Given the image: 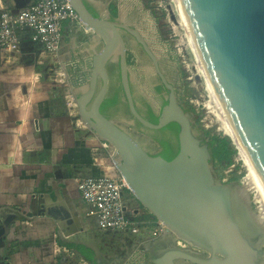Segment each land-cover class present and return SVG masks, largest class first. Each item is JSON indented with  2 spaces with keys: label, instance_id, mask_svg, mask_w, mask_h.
<instances>
[{
  "label": "water",
  "instance_id": "obj_1",
  "mask_svg": "<svg viewBox=\"0 0 264 264\" xmlns=\"http://www.w3.org/2000/svg\"><path fill=\"white\" fill-rule=\"evenodd\" d=\"M177 2L205 78L264 186V0ZM70 4L86 28L103 42L91 57L77 50L79 56L73 54L63 61L80 119L96 137L116 149L114 166L139 204L177 237L203 251H184L172 242L160 249L152 242L144 251L149 262L263 264L264 250L258 247V237L242 229L232 183H221L214 175L210 140L205 134L203 139L194 134L189 112L142 32L125 22L120 11L118 20L111 19L110 11L94 16L87 4L104 11L101 3L70 0ZM124 33L142 47L169 92L156 124L137 109ZM67 50L69 45L62 47L58 58ZM114 62L134 122L149 131L178 125L179 151L171 161L148 153L128 131L102 113L110 91L109 66ZM74 243L79 242L75 239ZM87 247L100 255L93 245Z\"/></svg>",
  "mask_w": 264,
  "mask_h": 264
},
{
  "label": "crops",
  "instance_id": "obj_2",
  "mask_svg": "<svg viewBox=\"0 0 264 264\" xmlns=\"http://www.w3.org/2000/svg\"><path fill=\"white\" fill-rule=\"evenodd\" d=\"M2 2L22 9L31 0ZM96 41L67 39L69 50L59 59L41 56L42 47L26 36L20 54L0 53V264H90L61 244L75 239L93 245L100 264L131 252L118 235L98 230L75 184L79 177L119 176L102 141L79 126V111L72 113L65 97L63 61L79 56L77 50L91 57Z\"/></svg>",
  "mask_w": 264,
  "mask_h": 264
},
{
  "label": "rangeland",
  "instance_id": "obj_3",
  "mask_svg": "<svg viewBox=\"0 0 264 264\" xmlns=\"http://www.w3.org/2000/svg\"><path fill=\"white\" fill-rule=\"evenodd\" d=\"M160 5H162V8H160ZM102 6H104V11H101V14H106L107 11H110L111 14L113 11L117 13L120 11L122 19L138 28L146 37L149 45L160 61L166 78L176 87L179 101L184 104L186 111L190 114L194 134L202 139L205 131H211L212 135L216 134L221 137L228 136L222 127V123L213 114L208 112L206 102L209 100V97L206 80L200 67H198L199 64L190 47L186 31L182 25V20L174 1L107 0ZM96 40L99 42L100 39L96 38ZM125 40L128 48L133 88L136 93H142L150 99H155L154 107L156 113L159 114L161 99L155 97V89L157 85L161 87V82L156 75L151 60L130 35L125 34ZM109 70L112 76L113 87H119L117 62L110 64ZM121 98H123L122 94ZM142 107L140 109L143 113L148 114L147 107ZM190 107H193L195 111L192 112ZM113 115H115V122L128 131L144 149L152 153L159 151L160 146L153 140V137L157 135L138 127V124L134 122L129 113L124 100ZM208 139L210 140V137ZM230 139L237 149L233 139L231 137ZM247 173V162L240 156L238 149L234 155L232 165H228L226 162L214 163L215 177L221 183H237L242 186L243 195L240 194V205L245 209H249L248 214L258 215V208L254 200L257 191L252 187H244L241 185ZM118 175L120 176L119 173ZM124 202L128 208L141 209L144 212H148L140 206L138 200L130 190L124 193ZM237 213L240 214L238 210ZM95 237L98 242H102L101 234L96 230ZM130 254L132 253L130 252ZM130 254L128 256L125 252L119 255L120 260L118 261H121L120 264H151L148 256L143 260L142 258L136 259L134 254L132 256ZM107 261L108 259L105 258L103 264H109Z\"/></svg>",
  "mask_w": 264,
  "mask_h": 264
},
{
  "label": "built area",
  "instance_id": "obj_4",
  "mask_svg": "<svg viewBox=\"0 0 264 264\" xmlns=\"http://www.w3.org/2000/svg\"><path fill=\"white\" fill-rule=\"evenodd\" d=\"M90 1L101 4L107 2ZM26 36L42 47L41 56L47 54L54 58L58 57L67 39L75 37L79 41H91L98 38L92 30L86 28L70 0H31L22 9L5 7L0 0V53L20 54ZM65 97L69 110L76 113L77 102L70 89ZM78 122L80 127L87 128L81 119ZM92 135L95 136L94 133ZM102 143L112 158L116 149L106 141ZM75 184L84 210L88 217L94 219L98 230L118 235L121 243L130 245L136 259L145 260L146 247L157 240L172 242L176 248L184 251L203 253L177 237L149 212L128 208L124 202V193L130 189L121 176L79 177L75 179ZM112 264H120V261H113Z\"/></svg>",
  "mask_w": 264,
  "mask_h": 264
},
{
  "label": "bare ground",
  "instance_id": "obj_5",
  "mask_svg": "<svg viewBox=\"0 0 264 264\" xmlns=\"http://www.w3.org/2000/svg\"><path fill=\"white\" fill-rule=\"evenodd\" d=\"M174 3L176 4L177 10L179 12V15L181 17L182 20V25L186 31V35L188 37V41L190 44V47L196 57V60L199 64L198 67H200L201 72L205 78V75L203 73L202 67L198 61L195 49L193 47V44L191 42L190 36L188 34L183 16L181 14L179 5L177 0H173ZM206 80V78H205ZM206 84H207V89H208V97L209 100L206 102V106L208 109V112H210L211 114H213L221 123H222V127L225 130V132L227 133L228 136H230L235 145L237 146L240 156L246 160L247 165H248V173L246 175V177L242 180L241 185H243L244 187H252L257 191V195L256 198L254 199L256 201V205L258 208V215H250L248 214V208H244L240 205V194L243 195V189L242 186L238 185L237 183H232V190H233V203H234V207L235 210L237 209L238 212L240 214L236 213L240 219L241 222V226L242 229L244 230V232L249 235V236H255L258 237V247H260L263 250V246H264V186L262 185L260 178L258 177L257 173L255 172V170L253 169L249 159L247 158L246 154L244 153L240 143L238 142L235 134L233 133L231 126L229 125L227 119L225 118L224 114L222 113L220 106L215 98V95L212 91V89L210 88L207 80H206ZM249 189V188H248ZM250 208V206H249ZM250 212V211H249ZM255 217V218H254ZM264 264V262H263Z\"/></svg>",
  "mask_w": 264,
  "mask_h": 264
},
{
  "label": "trees",
  "instance_id": "obj_6",
  "mask_svg": "<svg viewBox=\"0 0 264 264\" xmlns=\"http://www.w3.org/2000/svg\"><path fill=\"white\" fill-rule=\"evenodd\" d=\"M89 10L94 14V16L98 17L99 14L97 13L96 9L91 5V4H87ZM117 12L112 13V15L114 17L117 16ZM158 17V16H157ZM159 18V17H158ZM128 61H129V65H130V60L128 57ZM118 76H119V87H113L112 92L110 93L108 99L104 102L103 106H102V113L104 115H106L108 118L109 116V111L112 107L120 105L122 103V98H121V94L124 97V92L120 83V75L118 72ZM162 89L158 88V91L160 92ZM167 104V102L164 103V105ZM192 112L195 111V109L193 107H190ZM139 113L148 121L152 122V123H157L158 122V115H156L149 107H148V114L143 113V111L138 108ZM138 127L143 128L138 122ZM173 134H175L176 136H178L179 133V127L176 124L170 125L168 127ZM205 135L210 137V147H211V151H212V156H213V160L214 162H226L228 165H232L233 164V159H234V155L237 152V149L235 148V146L232 144V140L230 139V137L228 136H218L216 134L212 135L211 131H205ZM156 142L163 148V151L159 154L161 155L164 159L171 161L173 158L176 157V155L178 154L179 151V147H177V151L174 152L173 151V147L165 140L163 139H159L158 137H155ZM63 246L67 247L68 249L71 250H76L78 253H80L82 255V257L90 264H99L98 260H97V256L96 253L93 249L86 247L84 245L81 244H76V243H61Z\"/></svg>",
  "mask_w": 264,
  "mask_h": 264
},
{
  "label": "flooded vegetation",
  "instance_id": "obj_7",
  "mask_svg": "<svg viewBox=\"0 0 264 264\" xmlns=\"http://www.w3.org/2000/svg\"><path fill=\"white\" fill-rule=\"evenodd\" d=\"M94 7V6H93ZM95 9H96V11H97V13L100 15L101 14V11L98 9V8H96V7H94ZM118 14H117V16L116 17H114L112 14H111V19L112 20H118ZM121 21V20H120ZM125 34L126 33H124V37H125ZM133 38V37H132ZM134 39V38H133ZM136 42V41H135ZM137 43V42H136ZM96 52L97 51H99L103 46H102V44H103V42L101 41V40H99V42L98 41H96ZM138 44V43H137ZM139 45V44H138ZM140 46V45H139ZM141 47V46H140ZM142 48V47H141ZM151 63H152V61H151ZM160 64V63H159ZM153 65V64H152ZM160 67H161V64H160ZM153 68H154V66H153ZM155 69V68H154ZM161 70H162V68H161ZM163 71V70H162ZM118 72H119V69H118ZM155 72H156V70H155ZM156 75H157V77H158V79H159V81L161 82V87H159L158 85H157V87H156V89H155V97H159L160 99H161V107H159V113H160V111H161V109H162V107L164 106V103L166 102V98H167V96H168V94H169V92L167 91V89L165 88V86L163 85V83H162V81H161V79L159 78V76H158V74H157V72H156ZM170 82V81H169ZM121 83V82H120ZM171 83V82H170ZM112 87H113V85H112V76H111V73H110V91H109V93H111L112 92ZM158 88H161L162 90L159 92L158 91ZM132 90H133V94H134V100H135V103H136V105H137V107L138 108H143L142 106H146L147 107V110H148V107L156 114V115H159V114H157L156 113V110H155V107H154V103H155V99H150V98H148L146 95H144V94H142V93H136L135 92V90H134V88H133V85H132ZM154 97V98H155ZM124 98V97H123ZM122 98V102H123V99ZM126 103V102H125ZM122 104V103H121ZM120 104V105H121ZM120 105H117V106H114V107H112L111 109H110V111H109V114L111 115V120H114V116L115 115H113V114H115L116 113V111H117V109H118V107L120 106ZM166 105V104H165ZM137 123V122H136ZM171 125H173V124H171ZM170 126V125H169ZM168 126V127H169ZM168 127H166V128H164V129H162V130H160V131H149V130H147V131H149V132H153L154 134H156L157 136H155V137H158L159 139H163V140H165V141H167L172 147H173V151L174 152H176L177 151V147H178V136H176L175 134H173V132L168 128ZM163 133H164V136H163ZM161 136H163V137H161ZM155 137H153V140L156 142V140H155ZM157 143V142H156ZM159 145V144H158ZM160 146V145H159ZM148 153H150L151 155H159L162 151H163V148L160 146V149H159V151L157 152V153H152V152H150L149 150H147V149H145ZM141 206V205H140ZM153 243L154 244H156V245H158V248H160V249H162V248H165V247H167V246H169V242L168 241H166L164 244H162L161 243V241H153ZM99 264H100V262H99ZM181 264H189V263H181Z\"/></svg>",
  "mask_w": 264,
  "mask_h": 264
}]
</instances>
